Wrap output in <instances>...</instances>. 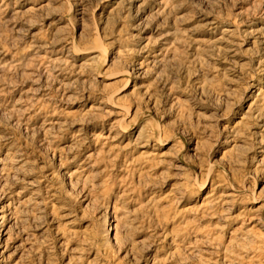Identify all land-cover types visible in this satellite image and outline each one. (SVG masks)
Segmentation results:
<instances>
[{
    "label": "rangeland",
    "instance_id": "rangeland-1",
    "mask_svg": "<svg viewBox=\"0 0 264 264\" xmlns=\"http://www.w3.org/2000/svg\"><path fill=\"white\" fill-rule=\"evenodd\" d=\"M0 264H264V0H0Z\"/></svg>",
    "mask_w": 264,
    "mask_h": 264
}]
</instances>
